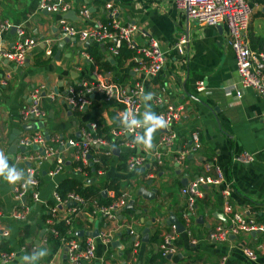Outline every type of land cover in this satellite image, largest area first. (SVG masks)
Segmentation results:
<instances>
[{"label": "crops", "instance_id": "0c3cea01", "mask_svg": "<svg viewBox=\"0 0 264 264\" xmlns=\"http://www.w3.org/2000/svg\"><path fill=\"white\" fill-rule=\"evenodd\" d=\"M42 1L0 0V48H12L17 40L18 26L24 28L27 37L37 41L23 64L0 56V156L5 165L0 175V264H70L63 244L54 248L50 241L51 234H55L54 222L47 224L42 217L48 213L46 203H54L59 180L72 175L69 164L73 157L69 155L71 149L66 142L80 139L81 130L88 129L94 116L99 117L104 126H109L110 132L114 123L120 126L121 109L97 99L92 109L76 114L65 101L67 87L86 76L95 80L99 75L127 86L138 76L133 71L131 59L116 71H91V59L86 57L85 48L98 44L91 41L86 46L87 42L77 37L60 34L59 19L63 17L80 28L106 23L110 21L105 8L107 2L117 10L115 19L138 26L139 31L133 38L137 45L146 44L150 38L156 39L166 60L160 73L144 82L142 110L137 116L143 124L141 137L153 144L149 150L142 146L134 151L145 155V164L129 172L126 160L119 158L126 152L119 149L115 154L114 149L118 148H114L113 153L106 156L109 157L106 169L100 168L87 177L84 168L96 164L89 161L82 165L83 173H76L85 184H94L108 197L114 190L107 186V181L117 179L119 191L126 198L117 218L111 220L93 213L95 200L90 204L85 201L83 206L75 202L58 206L56 220H75L67 234L69 239H75L81 247L87 239L94 240V257L82 264L160 262V246L168 235L172 237L175 252L170 259L158 264H264L261 248L264 231L230 235L223 242L209 238V233L217 226L230 224L234 214L254 218L264 226V97L251 87L240 86L225 21L217 25L197 24L185 11L178 9L173 0H63L70 5L65 14L40 9ZM249 3L253 15L248 32L264 36L262 8L251 0ZM84 8L90 14L88 19L80 16ZM6 24L9 27L5 28ZM183 33L187 35V42L181 45L180 53L176 44ZM100 46L105 59L114 64L110 51L104 48L106 45ZM47 49L51 51L49 56L45 53ZM3 79L6 84L2 83ZM198 83H202L201 90L197 89ZM39 85L45 86L40 107L46 111V116L40 121L36 118L25 120L22 113L32 103V89ZM235 87L242 92L240 98L235 96ZM158 95L162 96V101L157 103L155 97ZM171 106L181 108L179 120L168 128L157 130L147 125L158 112ZM41 122L42 128L38 125ZM171 130L176 135L173 142L160 145V137ZM40 132L55 145L56 139L59 144L65 143V169L54 177L49 176L54 162L39 157V146L33 149V146L19 144L21 137ZM193 133L199 137L200 148L188 152ZM13 142L16 144L14 150L11 149ZM154 150L160 153V162L153 157ZM179 151L187 154L178 163ZM244 151L253 154L252 163L244 165L235 160V155ZM28 156H33L31 161ZM205 164L219 167L226 181L219 185H203V196L197 200L190 222H186L183 218L186 196L181 189L204 174ZM30 165H36L39 171L38 188H29L24 196L17 198L19 184ZM99 170L102 174H98ZM10 172L20 179L14 183L7 181ZM224 189L229 190L228 195L223 193ZM153 190L152 198L145 197L144 193ZM34 192L38 193V201L33 197ZM75 206L81 211L72 215L70 209ZM23 208L27 209L25 220L14 219L13 212ZM171 217L179 221L182 231L177 232L170 222ZM3 231L8 235L2 236ZM100 234L107 235L109 240H102L98 237ZM5 242H9L14 254L8 261L1 258ZM243 246L253 250L257 259L245 257Z\"/></svg>", "mask_w": 264, "mask_h": 264}, {"label": "built area", "instance_id": "2783aa9c", "mask_svg": "<svg viewBox=\"0 0 264 264\" xmlns=\"http://www.w3.org/2000/svg\"><path fill=\"white\" fill-rule=\"evenodd\" d=\"M176 7L186 12L189 19L201 25H217L223 21L227 24L229 30V42L234 51L235 64L240 78V86L251 87L264 97V53L251 49L248 28L250 19L253 15V8L247 0H173ZM105 8L108 11L110 21L106 23L97 22L95 25L80 28L72 24L65 18L59 19L60 34L66 37L79 38L82 42L94 41L98 45H108V50L112 56L117 55L122 44L134 51V56L131 59L134 61L133 71L138 78L131 85H120L113 81H109L103 76L99 75L95 80H80L75 84L79 87L76 89L74 84L67 87L65 101L69 107L75 112H84L93 105L97 99L109 104L120 106L121 120L120 126L113 125L107 135H95L97 128L95 122L89 123L88 129L81 130V137L78 140L69 139L66 142L69 155H72V161H78L81 165H87L89 161L92 163H99L100 156H110L114 148H118L127 153L126 165L129 172L136 171L145 164V155L135 154L136 147H145L147 150L153 148L151 141L145 140L140 135V130L143 126L137 120L142 110L141 97L145 92L144 82L156 77L165 65V54L160 48L159 42L150 38L144 45H137L133 40L138 33L139 28L132 23H121L115 19L116 8L112 3L107 2ZM40 9L47 10L50 13L65 14L70 9L69 3L63 0H43L40 4ZM81 18H89L90 14L87 9L80 11ZM5 25V28L9 27ZM3 28V25H2ZM17 40L10 50L0 48V56L13 61L16 64H23L27 55L36 46L37 41L32 37H27L22 26L16 27ZM187 42V35L181 34L176 44V49L181 53V45ZM46 55H50V49L45 51ZM89 58L88 55H86ZM95 75L96 72H93ZM3 84L6 81L3 79ZM45 86L39 85L34 87L31 91L30 106L23 111V118L43 120L46 116L41 105L42 92ZM197 89H202V83L197 84ZM235 96L241 97V90L235 87ZM164 93L165 91H161ZM156 102L162 101V96L155 97ZM119 112V109H118ZM180 107H167L165 110L158 112L156 116L147 122L151 129H159L160 127L168 128L175 121L180 118ZM175 133L172 130L166 135L161 136L159 144L169 145L175 138ZM192 144L187 150L188 152L197 151L200 148L199 137L193 133ZM56 145L48 141L47 137L40 133L25 135L20 138L19 144L25 147L39 146V157L51 159L54 162L52 170L49 171V176H56L63 172L66 164L65 150H63L65 143L59 144L56 139ZM62 147V150H59ZM178 157L176 162L184 159L186 152H177ZM156 162H160V153L157 150L152 152ZM33 156H28L27 159L31 161ZM0 160H2L0 156ZM235 160L247 165L253 162V154L247 151L235 155ZM71 163V162H70ZM204 174L198 176L195 180L187 186L182 187L181 192L186 196V206L183 212V218L186 222H190L191 215L195 210L196 202L203 196V185H219L226 181L223 171L219 167H213L210 164L204 165ZM75 173L82 172V166L73 168ZM211 171L214 172L210 174ZM98 174H102L99 170ZM39 171L36 165H30L25 169V176L18 187L17 198H21L26 194L29 188H38ZM223 193L228 195L229 190L224 189ZM111 198H114L115 192H109ZM36 201L39 200L37 192L33 193ZM67 202L78 203V206L85 205V200L77 194H68L66 199L61 200L58 194L54 193L55 205L50 209V217L46 219L47 224H52L58 213V206L61 207ZM126 204V198L121 195L114 198L107 205H99L93 202V213H100L107 219H116L118 211H120ZM81 211L78 207L70 209L71 214H77ZM27 209L23 208L20 211L13 212L12 217L16 220H25ZM71 219H67V223ZM254 231H264V226L258 224L254 218L246 217L243 214H234L231 218L230 224H222L217 226L209 233V238L216 242L226 241L230 235L240 233H250ZM55 233V231H54ZM2 236H7L8 233L3 231ZM102 240L108 241L109 237L105 234L98 235ZM172 237L166 236L164 242L160 246L163 256L173 254L175 249L171 243ZM63 246L66 249V255L70 264H82L85 261H91L94 257V240L89 238L83 247L75 241V239L65 240ZM264 251V244L262 245ZM242 253L249 260H256L257 254L247 246L241 248ZM14 254L2 253L3 261H8L13 258ZM220 264H224L221 262Z\"/></svg>", "mask_w": 264, "mask_h": 264}, {"label": "trees", "instance_id": "16d2710c", "mask_svg": "<svg viewBox=\"0 0 264 264\" xmlns=\"http://www.w3.org/2000/svg\"><path fill=\"white\" fill-rule=\"evenodd\" d=\"M249 1V0H247ZM256 6L260 8H264V0H251ZM259 14H261L259 12ZM262 15V14H261ZM248 38H249V43L250 47L253 50L263 52L264 53V36H256L252 32H248ZM105 50L108 48V45L104 46ZM85 51L89 55L91 59V65H90V70L91 71H96V70H101L103 73H108L111 71H116L118 67H121L126 61L130 60L134 56V51L130 49L129 47L126 46V44H122L121 47L118 50L117 55L112 56L114 60V64L111 63V61L105 59V55L102 51V48L100 45H89L85 48ZM84 80H89L88 76L85 77ZM76 89L79 87L74 83ZM95 103V102H94ZM89 107V109H92L94 107V104ZM98 104V103H97ZM87 109V110H89ZM86 110V111H87ZM79 112H76L78 114ZM91 121H94L96 123V130H95V135H102L103 133L108 136L109 133V126L103 125V121L97 117L94 116ZM115 125V123L113 124ZM127 157V154L121 153L119 155L120 160L125 161ZM109 157H106L104 155L100 156V163L99 164H94L93 167H87L84 168V170L87 172V177H90L93 175L94 172H96L98 169H106V165L108 164ZM81 163L78 161H71L69 164V167L72 171L71 176H64L59 180L58 186L56 187V193L60 197L61 200L66 199L68 194H77L81 198H83L88 204H90L92 201H97L99 205H107L109 204L114 198H117L121 195L119 191V186H118V181L116 178H112L107 181V186L112 188L115 192L114 198L108 197V196H103L101 193V190L97 188L94 184L89 183L85 184L82 180L78 178V175L73 171V168L80 165ZM82 166V165H81ZM76 174V175H75ZM48 206V213L43 214V218L46 220L50 217V209L54 206V203L52 201H48L46 203ZM71 220L67 223L65 220L58 221L55 219L53 223V230L55 231V234H51L50 236V241L53 243L54 248H58L61 246V244L65 241L68 240L69 237H67L68 231L71 230L72 225L74 224V221H72L73 218H70ZM9 242H5L3 246V250L5 253H10L11 252V247L8 246ZM160 254V253H159ZM159 256V261L160 262H155L151 264H158L164 262L167 258L165 256L158 255Z\"/></svg>", "mask_w": 264, "mask_h": 264}, {"label": "water", "instance_id": "95a60500", "mask_svg": "<svg viewBox=\"0 0 264 264\" xmlns=\"http://www.w3.org/2000/svg\"><path fill=\"white\" fill-rule=\"evenodd\" d=\"M262 12L264 13V8H262ZM90 43L89 42H87V43H85V45L87 46V45H89ZM39 125V127L40 128H42L43 127V124H42V122L40 123V124H38ZM33 127H36V125L35 124H33ZM28 129H30V128H32V126H28L27 127ZM16 144H15V142H13V144H12V148L11 149H15L16 147ZM22 150H25V147H20ZM37 148V146H33V149H36ZM10 149V151H12ZM119 152V149H114V153L116 154V153H118ZM145 194V197H147V198H152L153 197V194H154V190H153V192H151V193H144ZM132 204V202H130L129 203V205H131ZM170 222L171 223H173L174 225H175V227H176V230H177V232H180V231H182L183 230V227L181 226V224L179 223V221L176 219V218H173V217H171L170 218ZM79 234H81V233H79ZM97 235V232L95 233V236ZM171 254H168V255H166V257H167V259H170L171 258Z\"/></svg>", "mask_w": 264, "mask_h": 264}, {"label": "clouds", "instance_id": "9594fccd", "mask_svg": "<svg viewBox=\"0 0 264 264\" xmlns=\"http://www.w3.org/2000/svg\"><path fill=\"white\" fill-rule=\"evenodd\" d=\"M4 167H5V165H4L3 160H0V175L3 174ZM19 179H20L19 176L14 175V174H12L11 172H10L9 175L6 177V180L9 181V182H12V183L16 182V181L19 180Z\"/></svg>", "mask_w": 264, "mask_h": 264}]
</instances>
